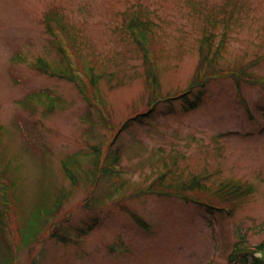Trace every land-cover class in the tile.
<instances>
[{"label":"rangeland","instance_id":"rangeland-1","mask_svg":"<svg viewBox=\"0 0 264 264\" xmlns=\"http://www.w3.org/2000/svg\"><path fill=\"white\" fill-rule=\"evenodd\" d=\"M131 20L157 31L154 89ZM262 78L264 0H0V264H253L229 255L264 241ZM230 182L254 192L220 200Z\"/></svg>","mask_w":264,"mask_h":264},{"label":"trees","instance_id":"trees-1","mask_svg":"<svg viewBox=\"0 0 264 264\" xmlns=\"http://www.w3.org/2000/svg\"><path fill=\"white\" fill-rule=\"evenodd\" d=\"M46 29L48 31V34H54L55 32L50 27V24H46ZM128 33L132 36L133 42L138 48L139 52L141 53L142 59L147 64V76L148 81L151 85V88L154 89V87L157 84V76L153 67V63L151 62L152 58H154V36L157 34V31L152 29L149 26L148 22H143L139 20H131L129 22V27L127 28ZM209 45V39L208 38H202L200 40L199 45V52L201 51V59H205L206 53L210 50ZM56 50L60 53L62 51V48H56ZM156 54V53H155ZM211 63L209 66L211 67L213 63L215 62V56H211L210 58ZM36 69L44 74H47L49 76H58L61 78H65L68 80L73 81V76L70 74L68 76H63L59 74H55L48 70L46 66H42V60H38L36 63H34ZM237 75V74H236ZM229 74L228 76H236ZM213 75H209V77L206 79L207 81L212 77ZM95 77H90V81L92 82V86L94 89L96 88V83H94ZM97 78V77H96ZM98 79V78H97ZM206 81V82H207ZM259 84H262L264 86V78L260 81H257ZM204 83H201L200 86H202ZM195 85H192L190 88H193ZM84 97L88 103H91L90 98L88 97L87 93L84 94ZM139 123H142V121H138ZM131 121L127 120L122 124V130L127 129L130 126ZM115 164H119L117 160H115ZM109 171V170H108ZM110 172H112L110 170ZM68 177H70V172L66 173ZM197 181H192L190 183V187H194L195 185H199ZM253 188L251 185L247 184H232L226 183L219 187V189L216 191V193L219 194L220 200H224L226 202L232 201L237 202L242 200L244 197H247L248 195L253 193ZM0 196L2 199L3 208L7 212L12 211L13 207V199L11 197L10 192V185L5 180V177L0 173ZM233 206V205H232ZM256 254H259V256H256ZM247 257H249L253 264H264V241L253 248H247L245 245L241 243H236L233 247L232 253L229 255V259L232 263L235 262H241L244 261ZM239 260V261H237ZM244 262H242L243 264ZM246 263V261H245Z\"/></svg>","mask_w":264,"mask_h":264}]
</instances>
